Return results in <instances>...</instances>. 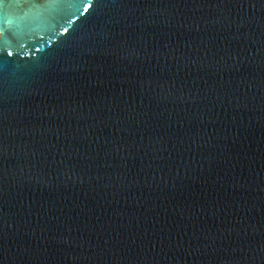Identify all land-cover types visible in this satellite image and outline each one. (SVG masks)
I'll return each instance as SVG.
<instances>
[{"label":"water","instance_id":"95a60500","mask_svg":"<svg viewBox=\"0 0 264 264\" xmlns=\"http://www.w3.org/2000/svg\"><path fill=\"white\" fill-rule=\"evenodd\" d=\"M0 264H264V0H0Z\"/></svg>","mask_w":264,"mask_h":264}]
</instances>
